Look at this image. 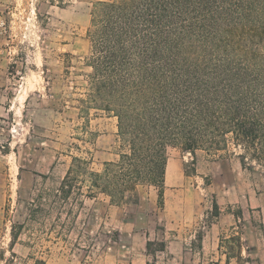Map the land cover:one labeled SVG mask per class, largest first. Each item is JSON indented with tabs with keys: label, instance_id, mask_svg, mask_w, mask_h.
<instances>
[{
	"label": "rangeland",
	"instance_id": "1",
	"mask_svg": "<svg viewBox=\"0 0 264 264\" xmlns=\"http://www.w3.org/2000/svg\"><path fill=\"white\" fill-rule=\"evenodd\" d=\"M98 1L0 0V99L20 89L19 112L0 106V264H264V175L231 146L169 148L163 204L145 185L122 204L90 198L83 176L60 192L73 157L101 172L126 150L115 117L79 114Z\"/></svg>",
	"mask_w": 264,
	"mask_h": 264
},
{
	"label": "trees",
	"instance_id": "2",
	"mask_svg": "<svg viewBox=\"0 0 264 264\" xmlns=\"http://www.w3.org/2000/svg\"><path fill=\"white\" fill-rule=\"evenodd\" d=\"M86 37L79 114L115 117L126 150L101 172L73 157L64 198L83 176L90 198L95 190L122 204L145 185L163 204L169 148L194 157L231 146L264 175V0L98 1Z\"/></svg>",
	"mask_w": 264,
	"mask_h": 264
},
{
	"label": "crops",
	"instance_id": "3",
	"mask_svg": "<svg viewBox=\"0 0 264 264\" xmlns=\"http://www.w3.org/2000/svg\"><path fill=\"white\" fill-rule=\"evenodd\" d=\"M6 88V87H5ZM19 90L20 89H18V91L16 92V94H15V96L12 98V99H8L7 100V103L6 102H4V99H3V97H2V99H0V106L4 109V111H6V112H8V113H11V114H16V112H19V107L17 106L15 109H14V106H15V100L17 101L18 100V92H19ZM25 98L26 97H24L23 98V101H25ZM22 101V102H23ZM118 158H119V156H118ZM114 161L115 159H108V161ZM118 160V159H117ZM116 160V161H117ZM174 162L173 161H168L167 162V166H166V173H165V184H166V182L167 183H170V182H172V180H171V176H172V174H174ZM66 175V174H65ZM65 177V176H64ZM64 179V178H63ZM62 179V180H63ZM62 180H61V182H62ZM61 182H60V184H61ZM59 187H60V185H59Z\"/></svg>",
	"mask_w": 264,
	"mask_h": 264
}]
</instances>
